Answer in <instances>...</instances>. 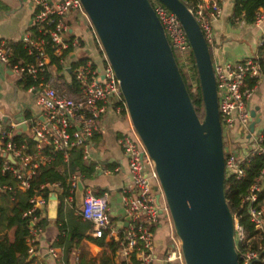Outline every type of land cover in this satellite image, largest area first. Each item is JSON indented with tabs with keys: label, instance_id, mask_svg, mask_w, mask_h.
I'll use <instances>...</instances> for the list:
<instances>
[{
	"label": "built area",
	"instance_id": "obj_1",
	"mask_svg": "<svg viewBox=\"0 0 264 264\" xmlns=\"http://www.w3.org/2000/svg\"><path fill=\"white\" fill-rule=\"evenodd\" d=\"M226 1L229 0H197L192 7H188L207 44L213 40L212 25L221 17L222 3ZM33 4L32 30L21 39L31 59L12 62L13 42L0 39V61L9 67L18 80L30 82L26 90L34 94L35 104L41 109V114L25 120L27 130L35 140L31 147L14 141L12 138L16 124L5 126L0 118V176L9 175L14 180V184H0V192L10 191L13 200L16 192L32 188V181L42 168L56 164L57 154L67 163L75 147L81 148L83 159L90 162L92 137L98 132L102 118L109 112L115 113L129 124L117 138L129 173V182L120 190L123 212L114 223L108 193L96 196L90 188H84L78 213L84 220L91 222L92 237L108 239L117 244L119 264H154L157 261L160 264H184L180 240L173 234L170 236V249L167 245L161 255L155 251V226L168 224L172 227L170 213L154 161L132 125L119 80L105 54L102 64H96L90 57L77 58L73 64L67 62L71 54L82 46V40L80 35L70 29L65 16L74 13L86 18L81 1L33 0ZM152 7L163 26L172 52L179 54L181 65L190 74L193 68L190 60L192 49L182 25L161 2L155 1ZM263 21L264 7H260L255 13L254 23ZM93 34L98 40L96 33ZM98 43L101 47L99 40ZM263 43L264 32L259 47ZM47 47L59 58L63 66L62 73L70 69L77 93H67L51 84L54 76L49 69ZM212 66L222 134L223 137L228 136L230 146H223L225 179L232 177L241 180L246 176L245 166L254 156H261L263 160L258 175L240 200L255 234L247 236L237 215H232L239 263L264 264V197H260L264 190V128H256L255 125L254 130L250 131L251 110L247 106L264 74V56L245 57L235 62H212ZM235 142L241 144L243 150L235 148ZM79 179L78 173L69 174L64 203L73 201ZM154 186H157L155 190H159V197L155 194ZM52 187H58L63 192L58 182H47L33 188L29 197L30 206L22 213L23 217L30 220L26 238L28 256L34 253L33 242L42 231L38 222L44 214L46 198ZM252 241L256 248H251ZM48 252L57 257L54 248L50 247Z\"/></svg>",
	"mask_w": 264,
	"mask_h": 264
},
{
	"label": "water",
	"instance_id": "obj_2",
	"mask_svg": "<svg viewBox=\"0 0 264 264\" xmlns=\"http://www.w3.org/2000/svg\"><path fill=\"white\" fill-rule=\"evenodd\" d=\"M80 1L119 80L132 125L154 161L184 263L240 264L224 194L223 134L212 59L193 14L181 0H158L178 18L190 43L204 105L201 119L149 0ZM257 110L250 111L251 132L260 121ZM27 127L23 121L14 128L19 135ZM82 192L79 179L77 196Z\"/></svg>",
	"mask_w": 264,
	"mask_h": 264
},
{
	"label": "crops",
	"instance_id": "obj_3",
	"mask_svg": "<svg viewBox=\"0 0 264 264\" xmlns=\"http://www.w3.org/2000/svg\"><path fill=\"white\" fill-rule=\"evenodd\" d=\"M232 7V0L222 3V15L212 25L213 40L211 43L214 51L212 62H235L245 57H259V40L264 32V21L255 24L254 22L247 23L239 17L236 19L232 16ZM33 12V0H0V39L12 42L21 41L23 35L30 31ZM76 16L78 15L72 13L70 19L73 20ZM70 29L82 38L85 37L86 40L81 41L82 46L71 54L68 63L73 64L77 58L90 57L96 64H102L104 53L92 30L84 24L83 32L71 27ZM49 69L53 78L57 77L55 80L58 84H72L71 72H59L53 64H49ZM16 80L20 81L9 67L0 61V118L8 127L30 118H36L41 114V109L31 100L34 94L26 89L20 92ZM247 106L250 110L258 108L256 118L259 117L260 121L256 126L264 128V74L257 83ZM128 126L125 118L112 112L102 118L97 140H92L90 149V162L94 164V172L90 178L80 177L83 191L84 188H90L96 196L104 192L108 193L112 217L118 220L123 212L120 190L129 182V173L125 158L117 144V138L120 132L126 130ZM26 133L30 134L29 130L21 134ZM14 134H16L15 128ZM234 146L242 148L237 142ZM56 167L62 169L61 164L57 163ZM61 194V189L58 187L49 189L44 214L41 217L46 223L44 226L41 225L42 231L35 237L34 253L28 256L27 264H100L103 256H108L111 264H119L117 244L108 239H103V244L97 243V238L91 236V229L85 232V236L79 242L74 243L67 258L68 261H65L63 252L65 231L60 230V226L69 219L68 214L71 211L73 215L84 220L78 213L80 207L78 202L82 201L83 192L82 196L78 197L75 191L72 202L64 203L63 201L59 206ZM10 200L13 201L11 198ZM59 207H61V218H59ZM54 213L55 217H53ZM155 231V251L161 255L170 242L173 227L162 224ZM5 233L12 239L13 229ZM111 242L114 244V250L109 247ZM50 247L55 249L57 257L49 254ZM154 264L160 263L157 261Z\"/></svg>",
	"mask_w": 264,
	"mask_h": 264
},
{
	"label": "trees",
	"instance_id": "obj_4",
	"mask_svg": "<svg viewBox=\"0 0 264 264\" xmlns=\"http://www.w3.org/2000/svg\"><path fill=\"white\" fill-rule=\"evenodd\" d=\"M150 4L153 6L152 0H149ZM187 5L188 2L195 3L197 0H181ZM220 2L221 0H217ZM264 7V0H234L232 7V16L239 17L245 20L247 23H253L255 19V13L260 8ZM32 28H30V31ZM47 52L49 55V64L56 66L57 71L61 72L63 69L62 64L59 62V58L55 56L50 47H47ZM65 54V53H64ZM173 56L175 58L174 52ZM264 56V43L259 47V57ZM191 63L193 65L194 72L196 74L197 86L192 88L191 85L188 88L186 86L187 92L189 94L192 105L201 119L202 112L204 111V105L202 100V93L198 79V73L195 65V59L192 51H190ZM19 59H31L27 55V48L22 41L13 42V55L12 62ZM73 78V75H72ZM53 78L51 84L53 86L60 88L66 87L70 93H77V87L72 79V84L61 85L58 84ZM183 79V78H182ZM184 81V79H183ZM24 83L25 88L30 84L29 81H20ZM204 115V114H203ZM98 133V132H97ZM95 133L92 140H97L98 134ZM25 134L13 136V140L18 143H26L29 147L35 144L33 138H23ZM82 149L75 147L70 152V158L67 163H64L59 154L56 157V164H61L62 169L56 167V164L51 167H45L40 170V172L35 176L32 181V188L25 192H16L14 194L13 201L11 202L10 196L12 193L10 191L0 192V264H27L28 260V245L26 243V238L29 235L30 220L28 217H23L22 213L29 208V197L32 193L33 188H38L41 184L47 182H58L63 189L60 195L59 206L63 203V197L68 192L67 178L71 173H78L82 179L90 178L94 172V164L92 162L86 161L82 157ZM263 160L261 156H254L249 163L245 166L246 176L241 180H235L232 177L226 178L224 182V194L227 204L233 214H236L240 224H242L245 229L247 236H252L254 233L251 227L247 211L244 205L240 203L241 198L247 193L250 185L255 180L258 175ZM9 183L14 184V180L9 176H0V184ZM260 197H264V190L260 193ZM61 207H59V218H61ZM69 219L60 226V230L65 231L63 252L65 256V261L71 253L74 243L79 242L84 236L85 232L91 229L92 224L90 221L81 220L79 216L73 215V211L69 214ZM46 223L45 219H40L38 225L44 226ZM13 229L12 239L7 236L5 231ZM97 243L103 244V238H97ZM109 247L114 250V244L111 242ZM240 247H246V245H240ZM251 248H256L255 243L252 241ZM100 264H111L108 256H103L101 258Z\"/></svg>",
	"mask_w": 264,
	"mask_h": 264
},
{
	"label": "rangeland",
	"instance_id": "obj_5",
	"mask_svg": "<svg viewBox=\"0 0 264 264\" xmlns=\"http://www.w3.org/2000/svg\"><path fill=\"white\" fill-rule=\"evenodd\" d=\"M155 1L156 2H158L159 3V1L158 0H152V2L153 3H155ZM187 5L189 6V7H192L193 6V3L192 2H188L187 3ZM71 13H69L67 16H65V20H66V22L69 24V26L71 27V28H74V29H79V30H81V32H83V24L84 25H86V26H88L89 28H91V30H92V32H95L94 31V29L92 28V24H91V22H90V20H89V18H88V16L86 17V18H81V17H79V16H76V17H74V19L73 20H71L70 18H71ZM83 19V20H82ZM85 27V26H84ZM74 34H76L75 32H74ZM81 40H82V42H84V40H86V38L85 37H81ZM213 44L212 43H210L209 41H208V47H209V51H210V55H211V59L213 60V56H214V51H213V46H212ZM174 55H175V59H176V62L178 63V68H179V71H180V74H181V76H182V78L184 79V82H185V84H186V86L189 88L190 87V85H191V87L192 88H195L196 86H197V80H196V74H195V72H194V69L192 68L191 69V72H190V74H189V72H188V69L185 67V66H182L181 65V61H182V59L179 57V54L177 53V52H175L174 51ZM190 60H191V57H190ZM69 61V59L67 60V62ZM16 84H17V86H18V88L20 89V92L22 91V90H25L26 88H25V86H24V83L23 82H20V81H17L16 80ZM61 90H64V91H66L67 93H69L70 91H68L67 89H66V87H63V88H60ZM31 100H32V102L35 104V96L34 95H32L31 96ZM203 114H204V111L202 112V116H203ZM257 127H259V126H256V128ZM29 137H31V134H29V133H26L24 136H23V138L25 139V138H29ZM223 146H224V148H230V146H229V141H228V136H224L223 137ZM237 146V145H236ZM234 148V146L233 147H231V149H233ZM240 148V150H243V148H241V147H239ZM159 185H160V183H159ZM160 188H161V186H160ZM154 191H155V194H157L158 192H159V190H155L154 189ZM112 219V221L114 222V223H116V220H118V218H116V217H112L111 218ZM164 218L162 217V220H163ZM159 227V225H156L155 226V228L157 229ZM173 227V226H172ZM173 234H174V236H176V234H175V231H174V228H173ZM177 239H178V237H177ZM168 249H170L171 247H169V242H168ZM158 254L160 255V253L158 252ZM185 264V263H184Z\"/></svg>",
	"mask_w": 264,
	"mask_h": 264
}]
</instances>
